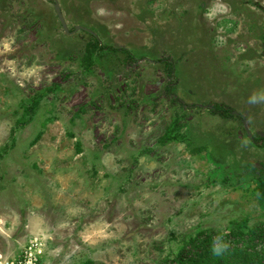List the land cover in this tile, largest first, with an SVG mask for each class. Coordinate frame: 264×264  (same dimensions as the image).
<instances>
[{"label":"rangeland","instance_id":"1","mask_svg":"<svg viewBox=\"0 0 264 264\" xmlns=\"http://www.w3.org/2000/svg\"><path fill=\"white\" fill-rule=\"evenodd\" d=\"M262 134L264 0H0V264H163L262 225Z\"/></svg>","mask_w":264,"mask_h":264},{"label":"trees","instance_id":"2","mask_svg":"<svg viewBox=\"0 0 264 264\" xmlns=\"http://www.w3.org/2000/svg\"><path fill=\"white\" fill-rule=\"evenodd\" d=\"M95 42L88 48L90 55L93 49L97 48L114 50L102 47L98 40ZM167 68L169 75L173 76L175 68L170 61ZM40 101L41 97L34 100L33 107H37ZM212 113L224 119L233 117V112L221 108L215 109ZM30 114L31 108H25V116L18 121V128H23L28 124L30 120L27 117ZM254 141L257 145L264 147V138L261 136L256 137ZM257 184L258 198L264 202V174L258 178ZM263 242L264 224L253 227L244 224L229 230L228 235L224 237L221 234L205 231L185 244L176 258L166 260L163 264H261L260 260L264 257V251H258L257 248Z\"/></svg>","mask_w":264,"mask_h":264},{"label":"water","instance_id":"3","mask_svg":"<svg viewBox=\"0 0 264 264\" xmlns=\"http://www.w3.org/2000/svg\"><path fill=\"white\" fill-rule=\"evenodd\" d=\"M55 9H56V12H57V15H58V18L60 20V23L63 27V29L65 30L66 33L70 34L69 32V28H68V25L66 23V20L64 18V15L62 14V11H61V7L59 5V3L57 1H55ZM81 30H84V31H87L86 29L84 28H76V32L78 31H81ZM88 32V31H87ZM249 136L251 137V134L250 132H248ZM262 138H264V134L261 135Z\"/></svg>","mask_w":264,"mask_h":264},{"label":"built area","instance_id":"4","mask_svg":"<svg viewBox=\"0 0 264 264\" xmlns=\"http://www.w3.org/2000/svg\"><path fill=\"white\" fill-rule=\"evenodd\" d=\"M26 262L28 261V262H31V263H33V253L32 254H30V256L29 257H27V259L25 260ZM35 261H37V259H35Z\"/></svg>","mask_w":264,"mask_h":264},{"label":"clouds","instance_id":"5","mask_svg":"<svg viewBox=\"0 0 264 264\" xmlns=\"http://www.w3.org/2000/svg\"><path fill=\"white\" fill-rule=\"evenodd\" d=\"M5 47H7V45Z\"/></svg>","mask_w":264,"mask_h":264}]
</instances>
